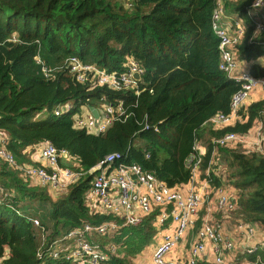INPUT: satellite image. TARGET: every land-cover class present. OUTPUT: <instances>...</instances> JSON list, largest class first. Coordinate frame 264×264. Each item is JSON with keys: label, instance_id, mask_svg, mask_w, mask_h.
Returning <instances> with one entry per match:
<instances>
[{"label": "trees", "instance_id": "trees-1", "mask_svg": "<svg viewBox=\"0 0 264 264\" xmlns=\"http://www.w3.org/2000/svg\"><path fill=\"white\" fill-rule=\"evenodd\" d=\"M253 2L227 3L247 25L237 47L238 59L247 63L264 55L259 45L263 35L252 38L254 28L245 13ZM214 4V0H0V129L9 137L7 149L23 161L26 148L46 141L76 158L84 172L119 153L120 162L141 166L169 188L188 183L191 171L186 160L199 129L213 115L227 114L239 90V84L219 70V40L211 28ZM72 56L117 73L126 71V58H131L142 70L139 94L88 90L66 72L47 78L36 63L39 58L43 66L55 69ZM249 73L264 78V67L252 64ZM101 99L120 104L125 110L122 120L99 135L74 130L72 115L81 106L97 108ZM66 103L73 109L54 116V108ZM46 110V117L37 119ZM255 120L262 122L264 134V99L250 104L245 123L208 130L202 143V170L210 160L211 138L245 133ZM220 156L227 182L238 193V218L264 232V157L228 149H221ZM91 178L86 175L66 195L52 199L0 161V258L7 254L2 264H68L36 258L39 235L28 218L38 213L31 205L46 202L50 207L49 242L84 224L103 223L109 218L90 215L83 204ZM212 185L219 186L220 181L213 179ZM21 203L30 205L23 211L18 208ZM154 217L148 216L138 227L122 228L110 239L93 236L91 240L101 246H118L105 264H133L156 235ZM198 227L196 222L194 230ZM240 258L264 264V247Z\"/></svg>", "mask_w": 264, "mask_h": 264}, {"label": "built area", "instance_id": "built-area-1", "mask_svg": "<svg viewBox=\"0 0 264 264\" xmlns=\"http://www.w3.org/2000/svg\"><path fill=\"white\" fill-rule=\"evenodd\" d=\"M236 1L214 0L215 7L211 16L212 31L219 40V70L229 80L239 84V90L231 98L229 112L217 113L207 120L206 124L213 131L245 123L251 94L257 89H262L264 94V78L253 77L249 73V67L243 68L242 61L237 57V47L244 38L247 25L240 14L227 9V3ZM245 13L254 28L252 38L263 35L264 43V0H254ZM36 63L41 65V71L47 78L53 72H66L88 90L107 88L116 92L139 94L140 79L136 80L134 74L141 78L142 70L128 57L126 71L121 73L107 72L95 65L83 64L75 56L67 58L55 69L43 66L39 58ZM257 65L264 67V63ZM99 105L102 113L95 108L97 119L91 115L87 106L83 107V115H79V111L73 114L72 128L90 135H99L113 122L120 121L125 116V110L120 104L112 105L101 99ZM72 109L71 103L58 105L54 108L53 115L59 117ZM8 141L9 137L0 129V161L16 171L25 184L45 189L49 195L55 197L66 195L71 186L76 185L86 175H91L89 188L83 194V204L90 215L109 218L100 224L87 223L81 228H74L50 242L45 227L37 219L28 218L38 230V260L50 258L68 264H105L111 256L116 255L118 246L113 243L101 246L91 238L99 236L110 239L120 229L138 227L145 218L154 214L152 225L156 231L155 236H160V241L152 254V264H179L168 261L167 255L186 237L188 231L195 229L196 222H199V227L191 244L190 260L187 264L201 262L204 255L203 261H208L207 254L212 257L211 264H250L247 260L239 261L237 255H233L235 242L221 232L231 220L232 214L238 210V193L236 191L235 195H231L221 188L214 189L212 181L217 179L227 183L225 164L220 156L221 149L242 148L248 150L247 153H257L264 157L261 121L255 120L245 133L229 132L221 137L211 138L212 151L204 171V148L197 138L193 153L186 160L191 178L188 183L174 188H169L137 164L120 162L122 156L119 153L107 155L103 161L84 172L78 162H71L73 156L66 151H58L46 141L30 146L33 153H27L29 147L25 149L24 154L35 156V161H18L7 149ZM61 163L66 165L62 166ZM217 215L218 218L215 217ZM236 231L241 237L242 246L238 253H254L258 247L249 245V240L254 235V227L240 220ZM6 258L5 253L0 258V264Z\"/></svg>", "mask_w": 264, "mask_h": 264}, {"label": "crops", "instance_id": "crops-1", "mask_svg": "<svg viewBox=\"0 0 264 264\" xmlns=\"http://www.w3.org/2000/svg\"><path fill=\"white\" fill-rule=\"evenodd\" d=\"M259 45L262 46L263 47L262 49L264 50L263 38H262V42H259ZM262 63H264V55L259 57L255 61H252L249 63L242 61L241 66L243 68H246L247 66L250 67L252 64H262ZM250 99H251V103L264 99L263 90L262 89L255 90L251 94ZM43 118H45V116L42 117V119ZM204 126H209V125L205 124ZM209 130H211L210 126H209ZM198 138H199L200 142L202 140H206L208 138L207 132H203L202 134L198 135ZM27 151H28L27 153H33L32 147L31 148L29 147L27 149ZM35 158L36 157L32 156L31 154L25 155V159L23 160V162L32 163L33 160L35 161ZM201 178H203V176H201ZM213 188L214 189L215 188H221L224 190L225 193H228L231 195L236 194V190L231 185L227 184L226 182H220L219 186H213ZM47 194H48V192H47ZM49 196L51 197V195H49ZM36 203H38V202H36ZM40 204H42V203H40ZM29 205H30L29 203L26 205H25V203H21L18 205V208H19V210L25 211L26 207H29ZM34 217H35V215H34ZM215 217L218 218V215ZM240 220L241 219L238 218L236 212H234L231 216V220L226 224V226H224V228H222L221 232H223V234L228 239L235 242L236 249L232 252L233 255H237V259H239V261H246V259L240 258V256H242V255L240 253H238V252H240V250L242 248V246H240L241 237L238 235V233L236 231V225ZM253 227H254V235L249 240V245L250 246H256V247H262V245L264 244V232H262V230H260L257 226L253 225ZM189 233L194 234L191 238V240H193L194 236L196 235V230L188 231L186 237L183 238V240L177 245V247L167 255L168 261H174V262H177L179 264H187L188 263V260H190L189 259L190 258V250L188 251L189 244H188V240L186 241V239H187V236ZM159 241H160V236H155L153 238L152 243L150 245H148L147 247H145L139 255L135 256V258L133 259V264H143V263L144 264L145 263L152 264V254L154 252L156 245L159 243ZM190 248H191V246H190ZM203 257H205V255ZM203 257L201 258V262H198V263L211 264V262L209 261V259H211V256L209 254L206 255V257H208V261H203ZM227 257H229V255H227ZM185 260H187V262H185Z\"/></svg>", "mask_w": 264, "mask_h": 264}, {"label": "rangeland", "instance_id": "rangeland-1", "mask_svg": "<svg viewBox=\"0 0 264 264\" xmlns=\"http://www.w3.org/2000/svg\"><path fill=\"white\" fill-rule=\"evenodd\" d=\"M116 1H119V2H122V0H116ZM231 4V3H230ZM227 9H228V11L230 12V9H229V7L227 6ZM84 106H81L80 108H79V115H83L84 114V112H85V109L83 108ZM97 108L99 109V111L102 113V109H101V106L98 104L97 105ZM48 114V112H47V110L46 111H44V112H42L40 115H37V119H42V117H46V115ZM209 130V126H204V127H202V128H200L199 129V131H198V134L197 135H200V134H202L203 132H207ZM202 143H204V140H202L201 141ZM238 151H240L241 153H245V154H247V152L246 151H248V150H244V149H242V148H239V150ZM71 162L73 163H76V162H78V160L76 159V158H71ZM227 184H229L228 182H227ZM63 196V195H62ZM60 196L59 195H57V196H55V197H52L51 196V198L52 199H56V198H59ZM33 206V208H36V210H37V213L38 214H36L35 215V219H37L41 224H44V226H45V228H46V230H48V231H51L52 230V228H53V222L51 221V218H50V216H49V211H50V207H49V205H48V203H42V204H40V202H38V203H33L32 205H31V207ZM263 232V231H262ZM190 234V233H189ZM188 234V236H187V239H186V241L188 240V244H189V248H190V246H191V244L193 243V241H194V239H195V236H194V238H193V240H191V238H192V236L194 235V234H190L189 235ZM186 243V242H185ZM188 248V247H187ZM188 248V251L190 250ZM211 259H212V257H211ZM211 259H209V261H211ZM185 262H187V260H185ZM144 264V263H143ZM145 264H147V263H145Z\"/></svg>", "mask_w": 264, "mask_h": 264}, {"label": "water", "instance_id": "water-1", "mask_svg": "<svg viewBox=\"0 0 264 264\" xmlns=\"http://www.w3.org/2000/svg\"><path fill=\"white\" fill-rule=\"evenodd\" d=\"M134 78H135L136 80H139V79H140V76H139L138 74H134ZM87 108H88L89 112L91 113V115H92L95 119H97V118H98L97 110H96L94 107H92V106H87Z\"/></svg>", "mask_w": 264, "mask_h": 264}]
</instances>
